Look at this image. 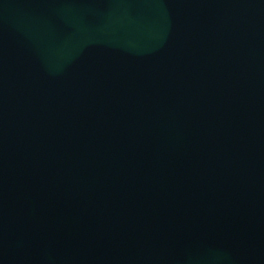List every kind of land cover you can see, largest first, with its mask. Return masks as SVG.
<instances>
[{
    "label": "water",
    "instance_id": "95a60500",
    "mask_svg": "<svg viewBox=\"0 0 264 264\" xmlns=\"http://www.w3.org/2000/svg\"><path fill=\"white\" fill-rule=\"evenodd\" d=\"M0 264H264V0H0Z\"/></svg>",
    "mask_w": 264,
    "mask_h": 264
}]
</instances>
